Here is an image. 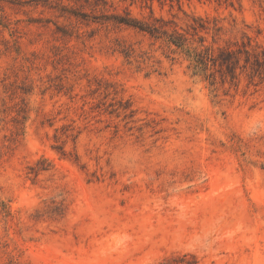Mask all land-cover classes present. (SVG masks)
I'll use <instances>...</instances> for the list:
<instances>
[{
  "label": "rangeland",
  "instance_id": "374dc122",
  "mask_svg": "<svg viewBox=\"0 0 264 264\" xmlns=\"http://www.w3.org/2000/svg\"><path fill=\"white\" fill-rule=\"evenodd\" d=\"M137 25L261 50L264 0H0V264H264V73Z\"/></svg>",
  "mask_w": 264,
  "mask_h": 264
},
{
  "label": "trees",
  "instance_id": "16d2710c",
  "mask_svg": "<svg viewBox=\"0 0 264 264\" xmlns=\"http://www.w3.org/2000/svg\"><path fill=\"white\" fill-rule=\"evenodd\" d=\"M129 24V23H127ZM135 26V25H134ZM138 28L147 31L154 37L163 36L166 41L173 44L176 48L185 50L187 57L192 60V65L195 71L206 70V79L213 78L214 65H219L220 75L229 78V82L234 83L237 77V69L246 68L250 65L252 72L264 73V49L258 50L256 44L251 43L250 37H246L247 41H242L240 46L233 50L221 51L220 57L215 58L211 53V49L206 47V50L199 47H190L186 44V38L183 34L175 32L169 34L167 32L160 33V31L153 27ZM200 28H204L200 25ZM243 60V64L241 63ZM243 71V70H242ZM211 78V79H209Z\"/></svg>",
  "mask_w": 264,
  "mask_h": 264
}]
</instances>
